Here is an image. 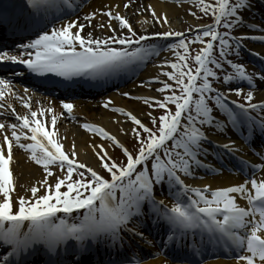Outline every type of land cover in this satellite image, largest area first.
<instances>
[{"label": "snow or ice", "instance_id": "snow-or-ice-1", "mask_svg": "<svg viewBox=\"0 0 264 264\" xmlns=\"http://www.w3.org/2000/svg\"><path fill=\"white\" fill-rule=\"evenodd\" d=\"M196 2L204 15L212 17V22L197 25L193 39L187 40L183 33L171 30L152 34L163 38L181 37L176 43L165 40L168 49H182V52L173 51L177 57L175 61L161 62V72L167 79L153 76L144 85L150 86L153 81L160 83L161 87L156 91L163 94L162 98L134 97L149 108H160L163 112L159 116L148 112L149 126L131 111L119 107L113 109L135 125L131 129L137 141L135 152L129 151L103 127L92 123L82 125L111 140L126 157L125 163H117L102 145L99 146L100 151L95 155L107 177L75 159L74 144L68 152L63 150L54 130L56 115L51 117L50 130L26 101L24 106L29 109L30 116L16 114L15 109H11L18 123L10 125L12 131L10 135H4V143L0 145V245L5 246L0 264H69V261L71 264H119L111 258L112 252L119 255L120 249L127 251L126 241L144 240V229L149 221L163 228L168 234V242L173 244L177 243V237L184 240L190 234L194 238L199 233L201 244L207 237L210 243L235 250L233 258L237 264H264V178L256 177L258 170L264 171V148L259 152L252 149L261 163H250L241 158L238 170L251 169L241 183L199 187L182 178L193 176L194 168L210 167L200 158L208 154L205 144L209 143V135L205 128L223 132L231 126L238 131L245 130V143L252 144L258 136L260 144L264 145V100L252 103L253 92L244 93L241 87L221 91L213 86L214 80L221 79V74L224 84L247 81L253 86L255 77L264 80V74L249 73L243 64L228 59L230 54L239 53L245 39L264 41V36L233 35V30L241 26L259 29L258 25H246L241 14L251 7L250 0ZM8 7L4 5V10H0V26L6 21L13 23L8 17ZM13 7L20 9L15 16V27L35 28V38L20 45L23 51L18 54L0 49V61L23 64L32 73L95 79L138 66L158 55L157 46L148 42L150 37L138 35L129 20L111 8L102 12L107 20L97 26L111 29L117 35L101 39L94 38L91 32L82 35L86 25L79 17L63 22L59 27L53 24L48 28L58 16L71 15L67 9H73V0H20ZM148 8L154 20L168 23L166 15L158 16L151 5ZM97 14L90 12L83 19L91 26V20ZM191 14L196 15L195 12ZM112 20L118 22V28H113ZM221 28L224 31H220ZM188 31L193 29L190 27ZM193 43L202 45L194 55L190 49ZM189 59L194 62V68L188 63ZM225 64L232 71H227ZM164 66L171 70H165ZM10 83L8 79H0V101L4 100ZM229 93L243 94L248 103L230 100ZM123 95L130 96V93ZM110 103V100L106 101L104 107L108 108ZM62 104L71 114L74 105ZM169 105L174 106V110ZM4 107L5 103L0 102V108ZM39 115H44V109ZM4 128L5 125L0 123V130ZM17 128L27 131L17 132ZM22 137L30 142H21ZM13 140L29 154L28 159L42 166L46 174L38 182L39 187L34 184L26 189L29 196L17 195L15 199L12 193L16 183L10 168ZM219 147L229 153L240 150L231 139ZM50 166H55L56 174ZM48 177H52V183L48 182ZM165 182L175 189L170 191L175 197L171 206L165 200L157 199L156 187ZM239 200L246 201L247 206L241 205ZM80 209L84 210L83 214L75 215L71 220L57 216L60 212L73 214ZM101 246L109 258L107 262L102 258L94 262L93 249L99 255ZM192 247L194 254L199 255L200 248L195 244ZM41 252L46 259L40 258Z\"/></svg>", "mask_w": 264, "mask_h": 264}, {"label": "bare ground", "instance_id": "bare-ground-1", "mask_svg": "<svg viewBox=\"0 0 264 264\" xmlns=\"http://www.w3.org/2000/svg\"><path fill=\"white\" fill-rule=\"evenodd\" d=\"M128 4V7H124L125 4ZM140 5L149 6L151 5L153 9H155L157 15H166L168 19V23H162L160 21L155 20L157 24L163 29V31H169L171 29V26L169 25V20L174 19L175 16L179 15L180 17L187 18L192 24L198 25V22L195 21L192 17H190V12L194 8V4L192 0H94L91 4H89L85 9L84 12L87 15L90 12L96 11L98 14L96 17L92 18L91 20V26L88 25L86 21V26L82 30V35H86L87 33L91 32L92 36L94 38H102L104 35L101 31H104L105 33L113 35V32L111 29L108 28H100L98 27L99 22H103L107 20V17L102 15L103 11H107L108 8H111L113 12H120L121 15H123L126 19H128L130 22H136L137 25L141 27H147L148 23L147 20H149V16L146 12L145 8H142L141 11L139 8ZM138 6V11L133 12L134 8ZM124 8H129V10L125 11ZM145 11V12H144ZM139 12H143L139 14ZM151 12V10H150ZM72 19H75L72 17ZM82 22L84 20L82 19ZM113 28H118V22L117 21H111ZM177 23V20H175V24ZM151 25H149L150 27ZM243 31V30H242ZM245 31V30H244ZM158 33V32H154ZM154 33H148V34H154ZM246 33L251 36H263L261 32L257 31H247ZM253 48L255 50H259L261 52H264V41H261L259 39H254L253 42ZM169 54L164 53L161 55L159 59L162 57H167ZM156 62H159L156 61ZM165 70H171L170 67L164 66ZM127 72H130L131 74H134L132 70L129 68L126 69ZM135 75L132 76L133 82H131L128 85H125L123 88H119L116 91H109L108 94L102 98V102H99L98 104L94 102H85V101H78V102H69L74 105V108L72 109L71 114L63 112L61 109V102L58 100H52V99H46L45 101V110L52 109L51 115L57 116V129H54L57 133L56 138L59 140V142L63 145L64 151L68 152L72 145H75V150L77 152V156L75 159L86 163L88 166H91L93 168H99L100 167V161L98 157L95 155L96 151H100L99 146H103L104 149H106L111 156V151L113 150V142L111 140H108L107 138L101 136L98 133L90 132L82 127L84 123H92L97 126L103 127L107 132H109L112 135H115L117 139L122 143L126 144L125 140L127 138H130L133 136V133L131 132V129L135 127V125L129 120L128 118H125L127 116L115 112L110 111L111 108H124L126 111H131L134 115H136L139 119H141L144 123L147 121L144 120L142 115H147L149 111V107L145 104H143L140 100L134 99V97H157L152 91L151 88H160L161 86H144L148 82H144V84L141 83V81L147 80L149 81L150 77L153 76H159L161 80H166L167 77H165L161 72V63H150L148 64L147 68L143 70L142 73H140L137 77L134 78ZM116 79H112L111 82H107V84H111L116 82ZM156 83L153 81L151 84ZM261 88L264 87V83H261ZM10 94H6L3 101L0 102H8L11 98H13L14 94L12 95V90H9ZM28 92V91H26ZM120 92H127L130 93L131 98H126L121 96ZM33 99V97H31ZM34 104L38 106L37 101L38 98L33 99ZM110 100L111 103L109 104L108 108L104 107V103L106 101ZM255 101H261L264 100V89H258V94L256 95ZM51 103V105H49ZM145 108V109H144ZM20 112L23 113V115L27 114L24 108H19ZM152 113V111H151ZM68 115H76V118L73 120L67 118ZM85 116V119H78L77 116ZM93 116V119L91 118ZM84 120V121H83ZM46 127L50 126V121H45ZM147 124V123H146ZM50 130H52L51 127H49ZM121 128L124 129V131H121ZM207 132H209V140L214 141L215 143H218L219 145H222L224 143H227L229 139L233 140L234 137L232 133L229 130H225L223 132H220L218 130H211L206 129ZM209 130V131H208ZM20 131H27L24 129H18L17 132ZM4 135H10V132L7 130V126L0 130V145H3V137ZM103 138V139H100ZM30 142V141H29ZM235 144L237 148H239V151H236L238 154L248 155V150L243 146L241 141H235ZM205 148L207 149L208 154L206 156H201L200 158L204 161L205 165H208L210 167H199L194 168V174L190 177H183L185 179V182L188 184H191L192 186H199L202 187L204 184H209L213 188L215 187H226L230 186L232 184L241 183L244 181L243 176L247 175L248 170L246 171H239L238 168L240 167V160H231V158L227 155H225L224 149L222 147L216 146L215 148L219 150L222 154V158L227 161L230 165V168L227 170L221 168L216 164L215 162L209 163L211 156H212V148H210L209 143L205 144ZM258 158H256V162H258ZM10 168L12 169L13 176L15 178L16 183V190L12 193L13 198L17 195H25L29 196L30 192L26 191V189H29L32 185H36L39 187V181L42 180L45 177V173L43 172L42 166L36 165L33 161L28 159V154L23 153L20 151H14L13 154V161L10 164ZM55 168V167H54ZM53 169L54 174H56V170ZM205 169H209L210 172H213L211 175H207L204 171ZM212 169H220V171H213ZM242 172V174L240 173ZM257 179L264 178V172L260 173V175L256 176ZM48 182L52 183V177H48ZM41 193L44 191L42 188L40 189ZM163 191H156L157 199L163 198ZM164 200V199H163ZM241 205L247 206L246 201L239 200L238 201ZM150 222V221H149ZM148 222V223H149ZM150 234L144 231V240H140L137 238L134 242H126V248L120 249L119 255L117 256V261L119 264H127V262H131V259L134 257L138 260V264H170V262L164 257V253L161 252L159 249V245H162L160 237L162 240L165 239L164 229L157 226L155 223L154 226H152L151 229H149ZM166 240V239H165ZM151 243H148V242ZM208 244V243H205ZM173 249L175 247V244L168 243ZM207 249H204L203 253L205 252H214V254H218L219 247L214 244L213 246L207 245L205 246ZM211 247V248H210ZM218 247V248H217ZM191 248V246H189ZM197 248H202V246H198ZM184 251V250H183ZM222 252L225 253H232L235 252L233 249H227V248H221ZM187 253H191L190 255H196L194 252H191V250H188ZM112 254H116L115 251L112 252ZM117 255V254H116ZM182 255V254H180ZM178 255V256H180ZM175 256L177 260H180L182 264H187L185 261L180 259V257ZM43 259V258H42ZM198 264H237L236 260L234 258H224V257H214L210 259H202L199 261Z\"/></svg>", "mask_w": 264, "mask_h": 264}, {"label": "rangeland", "instance_id": "rangeland-1", "mask_svg": "<svg viewBox=\"0 0 264 264\" xmlns=\"http://www.w3.org/2000/svg\"><path fill=\"white\" fill-rule=\"evenodd\" d=\"M257 2V1H256ZM194 8L193 10L189 13L190 14V17H192L195 21L199 22L200 23H203V24H207L206 22L209 21V20H212V17L210 15H204V13H202L199 9V7L197 6V2H194ZM141 8H139L141 11L143 10L142 8H145L146 9V12L149 16V20H147V23H148V26L147 27H139L137 25L136 22H130L132 24V27L133 29L137 32V34H148V33H154V32H161L163 29H161V27L157 24V22H155V20L152 18V14L150 12V9L148 8V6L144 5H140ZM125 11L129 10V8H124ZM136 11H138V6L136 8H134L133 12L136 13ZM192 12H195V16H193L191 13ZM143 12H139V14H141ZM83 19V17H81ZM246 18L249 19L250 17L246 14ZM175 20H177V23L175 24ZM114 21V20H113ZM257 21H259L260 23L262 22L261 20L257 19ZM198 24V25H199ZM149 25H151L149 27ZM169 25L171 26V31H175V32H181V33H187L188 29L191 27L192 29H195L194 27V24H192L187 18H183V17H180L179 15L175 16L174 19H170L169 20ZM261 25V24H259ZM104 35L102 36V38H105L111 34H108V33H105L104 31H101ZM125 35H128V33L125 31L124 32ZM117 35V33H113V36ZM101 38V39H102ZM197 44V43H196ZM198 45V44H197ZM199 46H196L194 44H191V49L192 50H196L198 49ZM167 54H169L167 57L165 58H161L159 59L160 61L159 62H156V65L157 64H160L162 61L164 60H171V61H175L176 58H175V55L173 54V51L172 50H169L167 52ZM142 82V81H141ZM144 82V81H143ZM147 82V81H146ZM169 83H171L172 81H168ZM152 86H161L160 83H154V84H151ZM156 89L158 88H151V91L157 96V97H160L162 98L163 94L159 91H156ZM127 98V97H126ZM254 99V98H253ZM145 109V108H144ZM162 109L160 108H149V111L151 112L152 111V115L153 116H159L163 110L161 111ZM144 118V120L147 121L148 124H150V121H149V117L147 115H142ZM91 118L93 119V116H91ZM78 119H85V116H79ZM151 125V124H150ZM142 135H144L142 133ZM125 143L126 145L128 144L130 149L131 150H134L136 149V144H137V141L134 137V134L132 137L130 138H127L125 140ZM115 156L116 158H121L122 155H120L119 151L113 147V150L111 151V156ZM102 169V168H101ZM103 170V169H102ZM74 178H76V175L74 176ZM62 191L64 190L63 187L61 189Z\"/></svg>", "mask_w": 264, "mask_h": 264}]
</instances>
